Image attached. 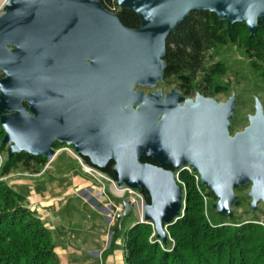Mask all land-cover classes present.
I'll return each instance as SVG.
<instances>
[{
	"label": "water",
	"instance_id": "obj_1",
	"mask_svg": "<svg viewBox=\"0 0 264 264\" xmlns=\"http://www.w3.org/2000/svg\"><path fill=\"white\" fill-rule=\"evenodd\" d=\"M138 14L126 26L101 0H7L0 14V124L8 157L25 152L53 160L56 143L103 170L114 162L119 188L148 191L143 222L163 242L184 214L174 170L191 165L233 216L235 190L251 183L264 203V107L243 131L231 133L237 96L225 102L176 88L164 95L169 35L192 11L215 12L228 27L244 22L251 35L264 25V0H118ZM137 86L148 87L145 93ZM183 103V104H182ZM152 158L156 164L144 162ZM169 166L174 170L165 169ZM118 218L133 213L123 200Z\"/></svg>",
	"mask_w": 264,
	"mask_h": 264
},
{
	"label": "trees",
	"instance_id": "obj_2",
	"mask_svg": "<svg viewBox=\"0 0 264 264\" xmlns=\"http://www.w3.org/2000/svg\"><path fill=\"white\" fill-rule=\"evenodd\" d=\"M101 1L126 26H140L138 14L121 9L118 0ZM234 43L264 58V25L260 23L252 36L244 22L228 27L215 12L192 11L167 39L165 84L176 85L186 94L224 91L226 87L216 83L214 75L227 65L214 60L220 48ZM237 118L234 116L231 129L236 127ZM47 161L43 155L16 153L7 158L1 174H8L19 164L38 171ZM113 166L103 171L113 177ZM181 178L186 182L184 214L168 225L165 242L157 237L153 224L131 222L123 240L127 264H264V223L257 218L237 221L235 217L232 221H213L205 202V196L213 192L188 172H183ZM141 192L150 203L148 191ZM122 229L116 226L114 238ZM0 264H61L52 230L26 206V195L4 180H0Z\"/></svg>",
	"mask_w": 264,
	"mask_h": 264
},
{
	"label": "rangeland",
	"instance_id": "obj_3",
	"mask_svg": "<svg viewBox=\"0 0 264 264\" xmlns=\"http://www.w3.org/2000/svg\"><path fill=\"white\" fill-rule=\"evenodd\" d=\"M6 1L7 0H0V14L3 11V7ZM254 53V51L249 53L247 52L246 47L239 46L238 43H234L233 45L220 48L219 55L214 60L222 61L227 65V68L225 70L214 75L215 82L225 85L227 87V90L214 93L212 96L217 98L220 102H225L233 94H236L237 96L236 111L234 113V116H238V118L236 120V127H233V129H231L232 134L238 131H243L247 126L250 125L249 116L255 114V102L257 99H259L264 105V58L257 56ZM158 87L163 88L164 90L166 89V85H163L162 83L158 84L157 88ZM145 90L147 92L150 90V88L146 87ZM1 129L2 126L0 127V145L2 144V140L5 135L4 131L2 132ZM3 147L4 149L0 150V152L3 155L4 161H6L8 158L7 147ZM56 150L58 151L56 157L53 160H48L40 170H27L22 166V164H19L8 174L3 175L0 171V180L7 181L13 187L14 185H16L14 183L17 179L30 181L28 184H33V186H36L38 184H49L51 188L47 190L48 192L46 194L67 195V197L68 195H77L79 198L82 197L86 201V204L94 206L100 212V214L102 213L104 215L103 216L101 214L105 218L106 211L104 210V206H108L107 204H105L108 199L104 198L105 194L102 192V188L104 186L106 187L107 194L111 196V199L114 203H122L123 200H129L128 195L121 197L119 196V194H114V188H111L109 181L103 180L104 183L97 182L94 179L95 177L93 178L92 175H89V173L85 172L79 163V159L72 154L71 150H68L63 146L56 147ZM81 169H83L84 173L88 177L94 179L90 183V187L92 186L93 188L85 186H81L82 188L76 187L75 189L67 188L71 183L70 177H72L73 175H77L79 171L81 172ZM183 183L184 185H186L184 179ZM251 185L252 184L249 183L240 186L235 190L238 200L233 205L232 217L223 216L214 208V204L218 200L214 193L205 196V202L207 208L209 209L208 211L210 218L216 222L221 220L232 221L233 217H235L237 221L257 218L262 223H264V203L261 202L256 209H253L251 206L252 198L249 196ZM25 192V195H28L29 186L28 191L25 190ZM92 195H101V201L93 203L91 200ZM145 203L146 201L143 196L142 198L138 197L133 205L132 215L126 218H122L121 220L117 218L111 226L108 224L107 230L105 231V233H103L105 239L101 249L104 246V249H108L111 244L117 240L119 241V246L123 249L125 256L123 240L127 233L125 231L126 227L129 226L131 222L140 220V210H142V217L144 216ZM26 206L30 208L27 199ZM211 207H213L214 209H211ZM90 211L94 213V211H92L91 209ZM45 225L48 227V224L45 223ZM116 226H118L119 228L122 227L123 229L119 236H116L114 238V230ZM101 251L98 250L97 252H95L94 256H96V253L98 252V254H100Z\"/></svg>",
	"mask_w": 264,
	"mask_h": 264
},
{
	"label": "crops",
	"instance_id": "obj_4",
	"mask_svg": "<svg viewBox=\"0 0 264 264\" xmlns=\"http://www.w3.org/2000/svg\"><path fill=\"white\" fill-rule=\"evenodd\" d=\"M70 180L67 188H93L90 183L94 179L88 177L83 169L70 177ZM29 182L17 179L14 187L26 194L25 190L28 191L29 186L26 199L30 208L52 230L62 264H127L119 241H114L108 249H104L105 246L101 249L105 239L103 233L109 223L94 206L86 204V201L77 195H48L47 190L51 188L49 184L33 186L29 185ZM101 198V195H92L91 200L96 203L100 202ZM98 250H102L101 253L98 252L96 254L99 256H94Z\"/></svg>",
	"mask_w": 264,
	"mask_h": 264
},
{
	"label": "built area",
	"instance_id": "obj_5",
	"mask_svg": "<svg viewBox=\"0 0 264 264\" xmlns=\"http://www.w3.org/2000/svg\"><path fill=\"white\" fill-rule=\"evenodd\" d=\"M68 150H71L72 154L79 159V163L82 166V168L84 169L85 172L89 173V175H92L93 178L100 183H104L103 180L109 181L110 182V186L111 188H114L113 193L114 194H119V196L123 197L125 195H128V199L133 203L136 202L137 198L140 197L142 198V192L137 190V189H132L129 187H124V188H119L117 181L114 179V177L110 176L108 173L104 172L103 170L91 165L90 163L84 161L77 153H75V151H73L70 148H66ZM4 158L2 153L0 152V171L1 168L4 164ZM175 172V176L176 179L178 181V183L180 185H182L183 187V192L185 194V185L183 183V179L181 178V174L183 172H188L189 174H192L196 180V182L198 183L201 178L200 175L198 174L197 171L194 170V168L191 165H187L182 171L180 170H174ZM102 192L105 194V198L108 199L107 201V205L108 206H104V210L106 211L105 215L107 218V221L109 223V225L111 226L115 220L118 218V214L120 213V211H122L123 209V204L122 203H114L113 200L111 199V196L107 194L106 192V187L104 186L102 188ZM118 196V195H117ZM143 217L140 218V222H143Z\"/></svg>",
	"mask_w": 264,
	"mask_h": 264
},
{
	"label": "flooded vegetation",
	"instance_id": "obj_6",
	"mask_svg": "<svg viewBox=\"0 0 264 264\" xmlns=\"http://www.w3.org/2000/svg\"><path fill=\"white\" fill-rule=\"evenodd\" d=\"M4 74L3 73H1L0 74V77H2ZM165 81V80H164ZM162 82V84L163 85H166L165 84V82ZM224 87H226L225 85H224ZM166 89L164 90L163 88V92H164V95H165V93L167 92V91H169L170 89H172V88H176L180 93H182L186 98H192V99H195V97L197 96V94H202L203 96H206V97H213L212 95H206V94H204V93H201V92H199V91H197V92H195V94H186V93H184V91L182 90V89H180V88H178L176 85H172V86H167L166 85V87H165ZM227 88V87H226ZM137 89H143L144 91H145V93H147V92H149V91H147L146 92V87H140V86H137ZM225 90H227V89H225ZM183 104V103H182ZM255 105H256V102H255ZM262 105H263V103H262ZM263 107H264V105H263ZM256 111V110H255ZM57 144V143H56ZM60 144V143H59ZM65 147V148H70V149H72L73 151H74V147L72 146V145H68V144H61V146L60 147ZM84 161H86L87 162V158H84V157H82V156H80ZM143 160H146V159H143ZM148 161H144V162H149V163H152V164H156V162L152 159V158H148L147 159ZM151 160V161H150ZM111 164H114V162H110L109 164H108V166H110ZM114 167V166H113ZM164 168L165 169H170V170H174L173 168H171V167H169V166H164Z\"/></svg>",
	"mask_w": 264,
	"mask_h": 264
},
{
	"label": "bare ground",
	"instance_id": "obj_7",
	"mask_svg": "<svg viewBox=\"0 0 264 264\" xmlns=\"http://www.w3.org/2000/svg\"><path fill=\"white\" fill-rule=\"evenodd\" d=\"M140 215H141V218H142V210H140Z\"/></svg>",
	"mask_w": 264,
	"mask_h": 264
}]
</instances>
